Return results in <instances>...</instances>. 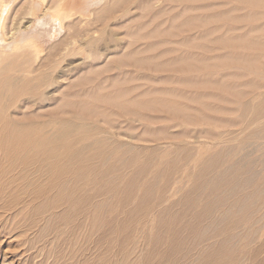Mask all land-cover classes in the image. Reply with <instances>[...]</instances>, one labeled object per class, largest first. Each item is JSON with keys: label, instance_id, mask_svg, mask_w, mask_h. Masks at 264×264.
I'll return each instance as SVG.
<instances>
[{"label": "rangeland", "instance_id": "374dc122", "mask_svg": "<svg viewBox=\"0 0 264 264\" xmlns=\"http://www.w3.org/2000/svg\"><path fill=\"white\" fill-rule=\"evenodd\" d=\"M4 1L12 3L11 15H16L12 32L19 26L25 30V22L32 18L33 5L45 10L50 8L49 11L58 7L51 5L49 0L42 5L41 0ZM110 2L112 0H103L100 7L91 8L81 28L74 15L71 32L97 30L99 36L107 39L110 30L114 29L122 45L150 32L151 29H141L133 22L142 16L134 4L117 5L113 16L99 18L101 8ZM209 3L215 9L211 15L218 14L209 27H229L225 13L233 7L231 0H181V7L177 10L182 13L185 8L192 9L189 14L199 16L205 13L204 8H199ZM72 6L76 8L77 4ZM238 8L242 12L247 9L245 4ZM42 15L40 12L37 17ZM147 20V16L142 18L143 23ZM20 21L23 22L19 24ZM187 33H181V36ZM77 37L81 39L84 34ZM53 44L46 46L42 57L51 55L53 60H59L61 51ZM83 49L88 51L85 46ZM73 53L67 59L78 60L81 57L77 50ZM193 53L201 57L206 55L200 50ZM227 53L228 48L222 47L209 55ZM239 53H248V50L241 49ZM106 64L110 62L106 61ZM120 65L100 73L101 79L108 84L115 78L126 79L119 86L100 88L102 95L108 94L109 101L100 99L95 89L98 87L93 84L72 88L73 91L85 89L92 95L84 102L94 108L87 116L80 107L68 109L67 105L64 106L63 91L55 95L58 106L51 101L49 104L39 101L24 106L25 115L39 116L31 122L24 120L26 125L39 130L38 136L33 134L32 137L52 134L61 120L91 128L87 133L80 129L76 144L98 140L100 145L95 155L101 156L106 167L98 168L97 164L90 163L86 169L88 187L81 190V195L89 196L86 206L80 210L73 204L69 205L64 210V219L59 222L46 226L47 215L37 219L31 211L27 212L28 209L21 210L23 215L14 220V211H5L4 214L0 211V223L5 220L6 226L7 223L12 226L9 233L0 231V264H259L264 252L261 254L255 250H264V219L258 221V218H264V194L261 203L253 210L246 208L244 202L247 195H257L260 184H264V166L258 165L264 161V104L261 103L264 97L256 99L258 91L243 82L264 81V78L235 66L202 67L187 73L194 78L216 77L219 80L225 74H233L232 86L228 91L207 87L191 90L162 83L166 78H181L180 72H157L132 65L115 68ZM71 75L68 80L74 85L76 73ZM92 77L96 80V76ZM130 78L131 81L128 80ZM127 87L133 90L128 93ZM151 88L206 96L218 94L221 101L211 99L191 103L176 95L159 92H152L145 98L175 103L185 111L182 117H172L170 112H153L137 107L123 109L124 101L117 98L126 93L133 98ZM243 91L245 95L239 97L238 92ZM71 100L72 104H78L75 98ZM63 107L67 110L62 111ZM214 107L234 109L231 113H215ZM260 111L259 117L263 118L253 120L258 117L255 112ZM7 114L9 118L14 115L10 111ZM142 117H160L163 120H142ZM224 119L243 121L234 124L216 122ZM251 122L253 124L248 126ZM242 157L256 160L250 170L243 166L246 161ZM210 159L215 161L211 163ZM206 167L210 168L207 174L200 173ZM229 168L232 171H228ZM250 171L255 175L250 184H244L242 178L248 179ZM16 173L15 169L0 165V195L5 196V201L10 200L7 197L12 192L10 187H18ZM100 178L102 184L98 183ZM216 178L217 185L210 183ZM232 180L246 187L231 194L228 185ZM99 186L101 194L92 198L95 187ZM193 188L195 191L190 196L194 200L188 205L179 203ZM230 202L237 203L235 209ZM100 204L102 210L99 213L96 206ZM195 214L198 218H191ZM241 215H245L247 220ZM111 220L116 223L115 227H109ZM247 228L250 229L244 230Z\"/></svg>", "mask_w": 264, "mask_h": 264}, {"label": "bare ground", "instance_id": "6f19581e", "mask_svg": "<svg viewBox=\"0 0 264 264\" xmlns=\"http://www.w3.org/2000/svg\"><path fill=\"white\" fill-rule=\"evenodd\" d=\"M102 1L49 0L51 5L58 6L53 11H49V7L45 10L44 7L33 5L30 13L32 18L25 22V30L19 26L12 32V26L16 21V15H11L12 3L0 0V120H4L0 122V152L3 156L1 158L0 154V165L15 169L17 171L15 180L19 181L18 187H10L12 192L7 195L9 201H5V196L0 195V211L2 214L5 211H14L13 220L23 215L21 210L28 209L27 212L31 211L37 219L47 215L45 223L48 226L64 219V210L68 209L71 204L82 210L89 199L86 194L81 195V190L88 187L87 167H90L92 162L97 164L98 168L106 167L101 156L95 155V151L99 150L98 140L76 144L80 129L87 133L91 130L88 126L84 127L69 120H61L52 134L32 137L33 134L38 136L37 131L39 130L26 125L24 120L31 122L39 116L23 113L27 103L39 101H44L46 104L50 101L56 103V93L63 91L64 106L67 105L68 109L71 106L80 107L87 116L94 108L84 102L92 95L90 96L85 89L73 91L72 88L93 84L98 87L95 89L100 99L109 101L108 94L102 95L100 88L119 86L120 82L126 79L116 80L115 78L108 84L101 79L100 73L107 72L113 66L120 64L115 68L132 65L134 68L147 67L157 72H180L181 78H166L162 80V83L191 90L207 87L217 91H228L232 86L233 74H225L223 79L219 80L216 77L194 78L187 73V71L202 67L216 69L223 66H235L243 71L258 73L264 78V0H231L233 7L225 13V19L230 24L226 29L209 27L218 16L217 12L211 15V12L215 10L212 3L201 6L199 9L204 8L205 13L198 16L189 14L192 9L185 8L182 13L178 11L177 9L181 7V0H112V3H107L101 8L99 18L113 16L114 7L117 5L134 4L136 10L142 12V16L133 22L137 23L136 26L139 25L141 29H151L150 32L138 36L134 42H126L123 45L119 42L117 31L114 29L110 30L107 39L99 36L97 30L80 29L75 34L71 32L72 17L76 15L81 28L83 21L89 17V10L94 6L100 7ZM44 2L45 0H41L40 5ZM73 3L77 4L76 8L72 6ZM235 3L238 6L245 4L247 9L242 12ZM40 12L43 15L37 17ZM144 16H147L148 20L143 23ZM22 22L20 21L19 24ZM80 33L84 34L81 39L77 37ZM181 33L187 34L181 36ZM52 43H54L52 46H57L61 51L59 60H53L51 55H47L46 58L42 57L46 46ZM84 46L88 51L83 49ZM222 47L228 48L229 53L213 57L209 55ZM241 49L248 50V53H239ZM76 50L77 55L81 57L78 60L67 59L72 57L73 51ZM195 50H200L206 55L203 57L195 55L193 53ZM106 61L110 64H106ZM74 73L77 78L73 85L68 79ZM92 76H96V80ZM128 80L131 81L132 78ZM243 84L258 91L256 99L260 100L264 97V92H261L264 89V81H248ZM130 87H127L126 92L133 90ZM152 92L169 93L191 103L208 102L211 99L221 101L218 94L206 96L198 93L185 94L180 90L155 91L152 88L146 90L143 95H136L133 98L127 93L117 98L124 101L123 109L137 107L153 112H170L172 117L184 115L185 111L178 108L175 103L165 102V100H146L145 98ZM245 93V91L238 92V96L242 97ZM72 97L77 100L78 104H72ZM95 99L99 100V98ZM153 101L157 103L154 104ZM261 103L264 104V101ZM56 105L58 106L57 103ZM62 109V111L67 110L66 107ZM233 109L214 107V112L231 113ZM9 111L14 114L11 118L7 114ZM255 113L258 117L253 120L263 118L259 117L262 111ZM141 119L163 120L160 117H142ZM232 121V119L216 120V122L232 124L243 120ZM252 124L251 122L248 126ZM38 128L41 129L40 124ZM224 150L228 153L227 149ZM241 159L246 161L243 166L249 170L250 166L256 162V160H247L245 157ZM210 161L212 163L215 160L210 159ZM258 165L263 167L264 161L258 162ZM208 169L210 168L206 167L200 170V173L207 174ZM228 171L232 169L229 168ZM254 175L255 172L253 174L250 171L248 179L242 178V182L250 184ZM98 183L102 184V178L98 179ZM210 183L217 185L219 182L216 178ZM228 186L231 194L246 187L234 180ZM101 190V186L95 187L92 198L98 197ZM194 191L195 188L187 192L179 203L188 205L192 202L194 199L190 195H193ZM263 194L264 184H260V192L257 195L246 196L248 200L244 202L245 207L250 210L257 208L263 200ZM230 204L235 209L237 203L230 202ZM96 209L100 213L102 204L97 205ZM82 213L83 211L80 214ZM240 217L247 220L245 215ZM191 218H198V214ZM260 219L264 218H258V221ZM113 221L111 220L109 227L116 226ZM1 229L9 233L12 226L8 223L6 226L5 220H2L0 231ZM255 252L262 254L264 250H255ZM259 264H264V257Z\"/></svg>", "mask_w": 264, "mask_h": 264}]
</instances>
